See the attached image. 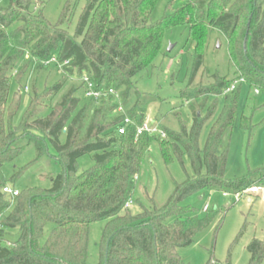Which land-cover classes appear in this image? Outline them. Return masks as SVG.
Returning <instances> with one entry per match:
<instances>
[{"label": "trees", "instance_id": "1", "mask_svg": "<svg viewBox=\"0 0 264 264\" xmlns=\"http://www.w3.org/2000/svg\"><path fill=\"white\" fill-rule=\"evenodd\" d=\"M159 1L89 0L74 36L63 26L70 23L75 8L66 7L57 25L50 24L43 13L33 12L28 0H10L8 10H0V264H87L90 227L98 222H106L99 264H186L179 251L192 245L214 223L216 214L209 210L201 218L184 201L203 191L237 193L252 185L264 186V172H257L262 177L258 181H254L256 173L238 180L226 178L228 152L222 151V142L238 113L236 90L226 94L224 110L201 149L200 137L208 119L198 113H192L191 126L182 124L179 132L162 128L166 140L137 135L152 102L135 89L136 77L157 69L165 35L185 27L194 59L184 93L188 102L224 95L233 85L217 80L210 87L190 88L203 66L210 30L225 35L236 81H244L239 85L264 93V0H183L180 9L172 10L171 3L164 17L154 22ZM15 23L20 27L13 29ZM27 51L30 60H25ZM55 53L57 65L67 74L76 73L81 82L88 78L96 90H113L119 97L88 99L82 105L80 86L50 107L45 98L55 97L64 84L55 85L48 94H39L33 85L30 105L16 125L21 97L15 101L19 96L15 92L10 100L12 83L22 91L31 63L43 68ZM134 90L133 108L118 113ZM125 118L133 124L119 135ZM245 130L251 132L246 126ZM157 145L163 147L159 149L166 164L175 159L184 165L187 158L193 175L176 185L166 205L147 208L134 200L136 178ZM26 148L36 153L30 165L49 156L62 165V172L51 189H28L13 198L3 190L15 184L27 168L16 171L9 181L2 169ZM85 156H91L94 165L79 174L78 162ZM130 201L133 205L126 208ZM13 232L16 239L8 240ZM248 251L249 264H262L264 239H255Z\"/></svg>", "mask_w": 264, "mask_h": 264}, {"label": "rangeland", "instance_id": "2", "mask_svg": "<svg viewBox=\"0 0 264 264\" xmlns=\"http://www.w3.org/2000/svg\"><path fill=\"white\" fill-rule=\"evenodd\" d=\"M28 1L29 5L31 4L30 9L35 13H43L45 19L52 25L59 23L66 7L72 8L71 10L75 8L70 23L63 26V29L74 36L79 17L89 0ZM171 3L172 10L175 11L183 6L184 1L160 0L153 12L152 21L161 20ZM9 4L10 0H0V10H8ZM18 27L20 24L15 23L13 29ZM188 35L189 31L185 27L175 28L165 35L163 52L155 62L157 69L153 71L149 69L136 77L135 89L152 102L146 120L156 122L161 129L179 132L182 124H188L190 127L192 113H198L202 119H208L200 137V148L203 149L212 126L224 110L227 93L221 96L200 97L189 102L186 100L184 93L190 84L194 64L193 49L191 43H188ZM170 46L174 48L168 53ZM25 55V60H30L31 54L28 51ZM54 58H57L56 53L53 55V61L45 64L43 68L35 62L31 63L30 77L22 91L15 82L12 83L10 100L13 99L15 92L19 94L15 96V101L21 97V107L15 118L16 125L20 124L30 105L33 85L39 94H48L55 85L64 84L61 92L55 97L45 98L46 106H57L70 89H77L80 86L82 91L78 93V97L82 105L88 103L83 92L85 86L77 74L73 76L67 74L63 67L57 65ZM236 79L237 73L230 58L225 35L210 30L203 66L190 88L210 87L217 80L233 84ZM236 93L239 94L238 113L233 127L227 130L222 142V151L228 152L226 178L238 180L250 173H256L254 181H258L262 177L257 172H264V93L257 96V92L245 84L238 85ZM136 100L134 90L129 103L123 107L124 112L130 111ZM242 118L247 119V122L243 123ZM245 126L251 132L245 130ZM166 144L169 145L171 142L167 141ZM159 147L158 145L152 147L136 178L134 200L140 201L147 208L166 205L176 185L185 182L187 175H193L187 158L184 159V165L175 159L172 164H166ZM50 153L54 155L52 150ZM35 157V151L26 148L23 155L14 163L6 164L2 169V175L9 181L16 171L27 168L15 184L10 183L20 193L28 189H51L53 180L62 172V165L49 156L30 165ZM93 165L91 156L81 158L78 162L79 174L91 169ZM11 185L7 186L12 187ZM254 186H261L263 192L256 196H246L239 202L235 201L233 196L224 199L223 192L217 191H203L184 201L183 205L195 208L201 218L208 215L203 212L204 206L208 203L210 212L216 214L214 223L198 234L192 245L179 251L186 264L250 263L248 247L255 239H264V186L262 184ZM249 200L251 203H248ZM105 226L106 222H98L90 227L87 264L100 263L99 243ZM16 236L17 233L13 232L7 238L15 240Z\"/></svg>", "mask_w": 264, "mask_h": 264}, {"label": "built area", "instance_id": "3", "mask_svg": "<svg viewBox=\"0 0 264 264\" xmlns=\"http://www.w3.org/2000/svg\"><path fill=\"white\" fill-rule=\"evenodd\" d=\"M55 60H56V58H54V61ZM82 81H83V84L85 86L84 87V95L89 100L98 101V100H100L102 98H106L108 96H115L117 98L119 97L116 94V92H114L113 90H110L109 92L96 90L95 85L88 78H83ZM242 83H244L243 80L234 82L233 85L231 86V88L226 91V93L228 94V93L235 91L237 89V86L239 84H242ZM118 113H125L124 108L122 106L118 109ZM132 124L133 123L131 122V120L129 118H125L123 124L118 129L119 135L126 134L128 127ZM143 134H149L150 136H156V137H159L163 140H166L168 138L166 131L161 129L160 126L158 124H156L154 121H151L148 119L145 121V123L141 127H138V129H137V135H143ZM3 192L7 195L12 196L13 198L17 197L19 195L18 190H14L10 187H5ZM262 192H263L262 187L255 186L253 188H250V189H247V190H244L241 192H237V193L223 192L222 197L224 199H227L230 196H233L235 201L239 202L246 196L247 197L256 196V195H260ZM132 205H133V202L130 201L129 203H127L126 208H130ZM209 210H210V205L208 203L204 206L203 212L206 213Z\"/></svg>", "mask_w": 264, "mask_h": 264}, {"label": "water", "instance_id": "4", "mask_svg": "<svg viewBox=\"0 0 264 264\" xmlns=\"http://www.w3.org/2000/svg\"><path fill=\"white\" fill-rule=\"evenodd\" d=\"M174 47H171L168 49V53H171ZM258 94V93H257Z\"/></svg>", "mask_w": 264, "mask_h": 264}, {"label": "crops", "instance_id": "5", "mask_svg": "<svg viewBox=\"0 0 264 264\" xmlns=\"http://www.w3.org/2000/svg\"><path fill=\"white\" fill-rule=\"evenodd\" d=\"M258 93V92H257ZM259 95V93L257 94V96ZM248 203H251V201L249 200Z\"/></svg>", "mask_w": 264, "mask_h": 264}]
</instances>
